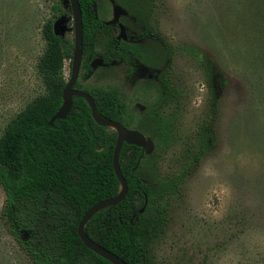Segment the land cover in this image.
Returning <instances> with one entry per match:
<instances>
[{"label":"rangeland","instance_id":"1","mask_svg":"<svg viewBox=\"0 0 264 264\" xmlns=\"http://www.w3.org/2000/svg\"><path fill=\"white\" fill-rule=\"evenodd\" d=\"M69 0H0V134L27 103L45 91L37 63L46 40L43 25L59 23L74 41ZM59 5H62L57 9ZM72 10V9H71ZM97 15L114 25L138 63L109 62L103 34L82 58L78 81L88 91L114 89L122 123L140 120L162 100L161 78L176 90L161 109L172 123L170 136L144 133L146 162L163 177L177 172L181 153L215 105L216 141L174 190L154 195L167 206L159 234L150 245L154 264H264V0H98ZM145 27L153 37L131 40ZM215 62L210 91L203 58ZM72 59L64 72L70 77ZM0 185V264H33L9 232Z\"/></svg>","mask_w":264,"mask_h":264},{"label":"trees","instance_id":"2","mask_svg":"<svg viewBox=\"0 0 264 264\" xmlns=\"http://www.w3.org/2000/svg\"><path fill=\"white\" fill-rule=\"evenodd\" d=\"M79 1L86 67L82 77L93 70L88 57L95 54V45L103 34L108 35L105 62L118 57L129 68L137 65L136 52L114 35L113 24L98 17V0ZM68 8L72 11L70 4ZM54 24L48 19L43 25L46 46L37 63L45 91L27 103L0 134V185L6 194L2 214L9 232L33 264H114L87 247L77 229L87 209L120 191L113 167L117 131L97 123L87 100L77 95L73 96L69 114L50 124L63 101L69 79L64 72L65 61L72 59L74 49V41L56 33ZM151 36V29L145 27L134 39ZM202 65L210 91L216 92L214 79L220 73L217 65L208 57L203 58ZM152 75L161 78L162 100L140 120L138 130L149 134L156 130L168 137L173 126L161 109L175 100L176 90L158 71ZM75 87L82 88L78 80ZM89 92L101 116L122 122L123 104L116 90ZM214 109L215 105L207 112L181 153L179 170L172 175L163 177L155 166H146V149L124 141L119 161L128 192L118 204L100 209L89 219L85 230L90 237L130 264H154L150 245L161 230L167 206L152 203V198L174 190L212 149L216 141L215 120L211 118Z\"/></svg>","mask_w":264,"mask_h":264},{"label":"water","instance_id":"3","mask_svg":"<svg viewBox=\"0 0 264 264\" xmlns=\"http://www.w3.org/2000/svg\"><path fill=\"white\" fill-rule=\"evenodd\" d=\"M69 2L74 19V49L72 57V67L70 77L63 89L62 104L56 111V113L51 117L50 124H53L56 119L65 118L69 114L74 103L73 96L77 95L82 96L87 100L91 107L92 116L97 123L114 128L117 131L116 143L113 148V167L120 181V191L117 195L100 200L93 204L89 209H87L78 224L77 230L84 244L99 255L103 256L114 264H130L126 260L118 256L116 253L107 249L106 247L98 243L96 240H94L92 237H90L85 230V226L89 219L97 211L109 205L118 204L122 199H124L125 195L128 192V181L122 172L119 161V155L124 141L129 144H135L146 149L148 145V139L146 135L138 129L128 128L118 120L101 116L98 112L97 104L92 94L87 90L75 87V82L79 78L83 58V17L80 1L69 0ZM54 27L56 33L64 35V31L62 30L59 23H55ZM120 28V37L126 39L127 37L125 34V26L123 24H120Z\"/></svg>","mask_w":264,"mask_h":264},{"label":"flooded vegetation","instance_id":"4","mask_svg":"<svg viewBox=\"0 0 264 264\" xmlns=\"http://www.w3.org/2000/svg\"><path fill=\"white\" fill-rule=\"evenodd\" d=\"M113 28H114V26H113ZM121 29V28H120ZM112 31H113V29H112ZM126 34V33H125ZM115 35V34H114ZM120 35H121V31H120V33H119V35H117L118 36V38L121 40V39H124L123 37H120ZM126 37H127V35H126ZM134 37H136V36H134ZM134 37L132 36H130V39L131 40H136V39H134ZM151 37H153V34H152V36ZM147 38V37H146ZM127 39V38H126ZM126 39H124V40H126ZM138 39H144V38H138ZM71 73V72H70ZM78 80V79H77Z\"/></svg>","mask_w":264,"mask_h":264}]
</instances>
